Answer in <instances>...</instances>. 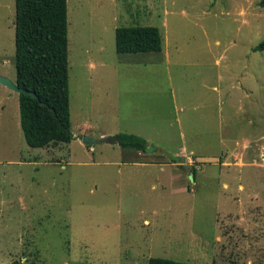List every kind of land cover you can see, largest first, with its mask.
I'll return each instance as SVG.
<instances>
[{
    "label": "rangeland",
    "instance_id": "1",
    "mask_svg": "<svg viewBox=\"0 0 264 264\" xmlns=\"http://www.w3.org/2000/svg\"><path fill=\"white\" fill-rule=\"evenodd\" d=\"M260 2L68 0L76 138L31 147L0 84V264H264ZM135 25L158 26L163 50L118 53ZM15 60L16 0H0L13 81ZM120 132L159 150L83 142Z\"/></svg>",
    "mask_w": 264,
    "mask_h": 264
},
{
    "label": "trees",
    "instance_id": "2",
    "mask_svg": "<svg viewBox=\"0 0 264 264\" xmlns=\"http://www.w3.org/2000/svg\"><path fill=\"white\" fill-rule=\"evenodd\" d=\"M260 5L264 7V0ZM116 49L118 53L160 52L161 30L154 25L118 27ZM254 51H264V40ZM15 64L18 85L37 95L19 94L27 143L34 148L71 143L76 136L70 106L68 0H16ZM109 142L142 151L149 146L146 138L126 132L110 136ZM148 264L195 263L151 257Z\"/></svg>",
    "mask_w": 264,
    "mask_h": 264
},
{
    "label": "water",
    "instance_id": "3",
    "mask_svg": "<svg viewBox=\"0 0 264 264\" xmlns=\"http://www.w3.org/2000/svg\"><path fill=\"white\" fill-rule=\"evenodd\" d=\"M0 84L7 86L8 88L18 92L19 94L20 93H27V94H31L34 97H37L35 92L29 91V90H26V89L20 87L18 85L17 81H13L9 77H7L5 75H2V74H0ZM103 141L108 142L109 141V137H104V138H101V139H93V138H91L89 136H84V139H83V142L85 144L99 143V142H103ZM158 150L159 149L157 147H155L154 145H151V146H148V148L146 149V152H155V151H158Z\"/></svg>",
    "mask_w": 264,
    "mask_h": 264
},
{
    "label": "crops",
    "instance_id": "4",
    "mask_svg": "<svg viewBox=\"0 0 264 264\" xmlns=\"http://www.w3.org/2000/svg\"><path fill=\"white\" fill-rule=\"evenodd\" d=\"M162 50H163V49H162ZM160 52H161V51H160ZM16 80H17V79H16ZM5 87H7V86H5ZM217 88H218V87L216 86L215 89H217ZM17 94H18V97H19V93H18V92H17ZM11 97H12V96H11ZM19 102H20V100H19ZM176 120H177V119H176ZM178 120H179V119H178ZM139 134H141V133H139ZM147 140H148V143H149V145H150L152 141H151L150 139H147ZM138 151H139L140 153H141V152H142V153L145 152V151H142V150H138ZM180 151H182V150L180 149Z\"/></svg>",
    "mask_w": 264,
    "mask_h": 264
}]
</instances>
